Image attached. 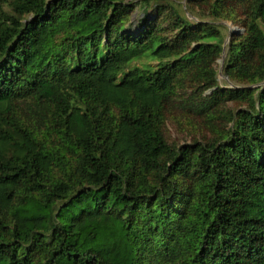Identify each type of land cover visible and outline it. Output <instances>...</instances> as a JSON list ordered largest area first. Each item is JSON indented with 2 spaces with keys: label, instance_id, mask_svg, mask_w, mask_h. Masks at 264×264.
<instances>
[{
  "label": "trees",
  "instance_id": "16d2710c",
  "mask_svg": "<svg viewBox=\"0 0 264 264\" xmlns=\"http://www.w3.org/2000/svg\"><path fill=\"white\" fill-rule=\"evenodd\" d=\"M185 7L0 0V264H264V0Z\"/></svg>",
  "mask_w": 264,
  "mask_h": 264
},
{
  "label": "rangeland",
  "instance_id": "374dc122",
  "mask_svg": "<svg viewBox=\"0 0 264 264\" xmlns=\"http://www.w3.org/2000/svg\"><path fill=\"white\" fill-rule=\"evenodd\" d=\"M176 2H179L183 8V10L186 11V16L190 21H198L196 17H194V15L190 14L185 7V0H176ZM151 10H149L150 12ZM143 16L142 11L141 10H136L134 12V14L131 17V21L133 23V26L135 28L136 23L138 22V20ZM215 24L218 25H222L226 28V37H225V41H224V45L223 48L225 47V45L228 43V37H230V35L232 33H241L243 32V29L239 28L238 26L233 25L230 21H219V22H215ZM224 56H225V52L222 53L221 58L217 61V68H218V83L221 86H227L229 85V80L222 74V64H223V60H224ZM139 63H136V65ZM231 82V81H230ZM168 131L170 132V136L172 137V139H176L177 141H179L180 143L183 142L186 139V135L184 133H180L178 131V129H176V127H173L171 125H168Z\"/></svg>",
  "mask_w": 264,
  "mask_h": 264
},
{
  "label": "water",
  "instance_id": "95a60500",
  "mask_svg": "<svg viewBox=\"0 0 264 264\" xmlns=\"http://www.w3.org/2000/svg\"><path fill=\"white\" fill-rule=\"evenodd\" d=\"M226 78H227V77H226ZM263 83H264V82H263ZM263 83H260V84L254 85V86H249L248 88L258 87V86L262 85ZM225 87H226V86H225ZM227 87H229V88H243V87H241V86H239V85H237V84H235V83H233V82H230V81H229V85H227Z\"/></svg>",
  "mask_w": 264,
  "mask_h": 264
}]
</instances>
